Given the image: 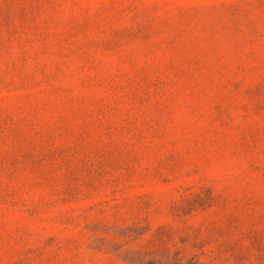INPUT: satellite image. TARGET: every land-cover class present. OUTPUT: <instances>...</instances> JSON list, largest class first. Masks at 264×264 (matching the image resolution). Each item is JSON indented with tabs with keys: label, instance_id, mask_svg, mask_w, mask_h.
Wrapping results in <instances>:
<instances>
[{
	"label": "rangeland",
	"instance_id": "rangeland-1",
	"mask_svg": "<svg viewBox=\"0 0 264 264\" xmlns=\"http://www.w3.org/2000/svg\"><path fill=\"white\" fill-rule=\"evenodd\" d=\"M0 264H264V0H0Z\"/></svg>",
	"mask_w": 264,
	"mask_h": 264
}]
</instances>
